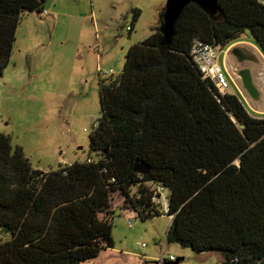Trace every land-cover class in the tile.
I'll list each match as a JSON object with an SVG mask.
<instances>
[{
	"label": "trees",
	"instance_id": "obj_1",
	"mask_svg": "<svg viewBox=\"0 0 264 264\" xmlns=\"http://www.w3.org/2000/svg\"><path fill=\"white\" fill-rule=\"evenodd\" d=\"M45 1L0 0V74L19 16L43 11ZM163 11L127 49L119 75L99 83L93 155L45 172L0 133V231L9 234L0 240V264L96 257L113 245L118 207L140 220L163 213L155 185L167 194L165 241L218 250L221 264H256L264 255V116L249 113L238 94L218 92L189 55L195 39L226 49L249 33L264 56V2L217 0L212 14L189 2L168 43ZM136 161L146 173L133 169Z\"/></svg>",
	"mask_w": 264,
	"mask_h": 264
},
{
	"label": "rangeland",
	"instance_id": "obj_2",
	"mask_svg": "<svg viewBox=\"0 0 264 264\" xmlns=\"http://www.w3.org/2000/svg\"><path fill=\"white\" fill-rule=\"evenodd\" d=\"M165 3L46 0L43 11L19 16L9 62L0 74V133L9 136L13 147L22 148L32 168L46 172L93 155L88 145L100 114L99 83L119 75L125 52L159 25V10ZM135 9L139 14L132 21ZM228 54L233 63L227 70V90L238 94L254 117L264 116L262 61L248 48ZM243 69H248L255 85V98L236 73ZM169 223L163 211L145 220L135 216L128 224L116 210L112 247L78 264H221L223 255L218 250L195 251L165 241ZM5 235L0 231V240L9 236ZM169 255L178 259L176 263L167 260Z\"/></svg>",
	"mask_w": 264,
	"mask_h": 264
},
{
	"label": "built area",
	"instance_id": "obj_3",
	"mask_svg": "<svg viewBox=\"0 0 264 264\" xmlns=\"http://www.w3.org/2000/svg\"><path fill=\"white\" fill-rule=\"evenodd\" d=\"M264 2V0H260ZM130 29V26H127ZM220 52V48L210 45L207 42L195 39L191 43L190 47V57L192 62L197 66L198 70L202 74L203 77H206L210 82H212L213 86L217 89L218 92L225 93L226 89L230 85V78L219 62L218 53ZM90 161V158L87 159ZM154 195L152 199L157 204L163 205V210H167V200H166V191L161 186H156L153 188ZM117 204L114 205L116 207ZM119 211L123 213L125 216L127 223L131 224V220L136 216L135 210L131 208L124 207V205L118 207ZM141 246H144L142 243ZM161 259V258H160ZM158 259V261H160ZM167 260H174L173 256L168 257Z\"/></svg>",
	"mask_w": 264,
	"mask_h": 264
},
{
	"label": "water",
	"instance_id": "obj_4",
	"mask_svg": "<svg viewBox=\"0 0 264 264\" xmlns=\"http://www.w3.org/2000/svg\"><path fill=\"white\" fill-rule=\"evenodd\" d=\"M189 2L196 3L197 6L212 14L216 11L217 0H166L164 4V11L160 24V31L163 34V43H168L174 34L175 21L178 20L183 8ZM237 75L239 76L243 88L251 97H257V91L255 85L251 79L248 69L238 70ZM135 171L146 173L147 166L141 162L136 161L133 165ZM178 259L172 261L176 263ZM256 264H264V255L256 262Z\"/></svg>",
	"mask_w": 264,
	"mask_h": 264
},
{
	"label": "crops",
	"instance_id": "obj_5",
	"mask_svg": "<svg viewBox=\"0 0 264 264\" xmlns=\"http://www.w3.org/2000/svg\"><path fill=\"white\" fill-rule=\"evenodd\" d=\"M239 47L240 48H248V49H251V50L255 51L256 54H257V56H258V58L262 61V64L264 65V58L262 57L263 54L258 50V48L256 47V45L253 43V41H252L251 36L249 35V33H243L241 35V38H239L238 40L232 42L226 49H220V52L218 53L219 62L221 63V65L223 66V68L225 69L226 72H228L227 71L228 68L231 69V67H232V64L231 63H233L231 61V59H228V56L230 54V53L228 54V51H230V50L232 51V50H234L236 48H239ZM226 52H227V54H226ZM232 83L235 85L234 82H232ZM226 92H228V93H234V92H231V91H229L227 89H226Z\"/></svg>",
	"mask_w": 264,
	"mask_h": 264
}]
</instances>
